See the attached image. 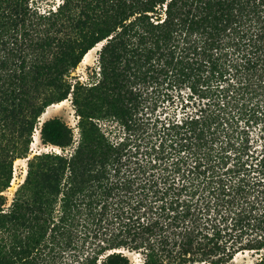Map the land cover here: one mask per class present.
I'll return each mask as SVG.
<instances>
[{"label":"trees","instance_id":"obj_1","mask_svg":"<svg viewBox=\"0 0 264 264\" xmlns=\"http://www.w3.org/2000/svg\"><path fill=\"white\" fill-rule=\"evenodd\" d=\"M22 10L25 23L43 18ZM51 13L50 37L63 25L68 50L54 54L60 69L37 72L35 80L64 91L39 107L45 91L20 85L17 109L35 123L71 93L82 131L69 154H42L54 162L33 181L29 169L12 208L0 210V264H131L122 249L138 253L141 264H225L245 251L252 264H264V0H63ZM80 26L98 37L77 50ZM30 29L12 49L23 61L45 50L50 35ZM99 42V80L66 83ZM195 95L201 99L193 108L169 125L162 120L146 144L150 156L170 141L166 170L178 172V181L149 179L151 159L132 160L123 171L121 148L92 121L105 108L127 122L162 96H176L185 108ZM236 115L262 123L252 141L246 130L235 134ZM50 124L53 136L70 131L60 120L44 121ZM228 158L234 163L225 168Z\"/></svg>","mask_w":264,"mask_h":264},{"label":"rangeland","instance_id":"obj_2","mask_svg":"<svg viewBox=\"0 0 264 264\" xmlns=\"http://www.w3.org/2000/svg\"><path fill=\"white\" fill-rule=\"evenodd\" d=\"M62 1L63 0H0V111L2 110L0 113V210L2 212H7L12 208V203L18 196L17 189L24 182L29 169L31 172L30 180L33 181L36 179V172L41 169L44 164L47 165L54 162L52 158H45L42 154L45 152L69 154V152L77 146L80 139L82 131L80 126L81 117L76 111L71 93L68 94V97L65 98L66 100L61 105L52 106V104L56 102L48 104L45 110L48 108L51 109V111L48 109L49 115L43 120H40L41 114L37 118L38 121L35 123L30 119L25 118L23 120L17 109L19 106L17 92L20 85H24L30 91H33L35 88L45 91V96H42L41 100H38L37 105L39 107L55 100L57 96L64 91V86H58L57 83L47 85L46 81L41 77L39 81L35 80L37 72L40 75H46L56 69H60L62 64H54V54L59 52L58 54L62 57L64 56V52L68 50V44L65 42L66 31L63 25L57 27L55 33L57 38L52 39V37H50L54 29V27H51L49 24L54 17L51 12L55 11L58 4ZM21 9H23L22 11L24 13L28 10V13H36L43 18L40 21L37 20V23H33V25L28 21L25 23V21H22V15L19 13ZM33 22H36V20ZM42 27H45V30L50 34L49 37L46 38L47 40L44 41L45 50L42 52L35 50L32 55L30 54L26 57L25 61L13 55L12 51L20 45L23 39L21 32L24 28H27L30 30V33L33 34V30L30 28ZM78 30L81 31L83 38L81 39L78 36L76 43L79 47H77V50L88 46L98 37V32L95 29L80 26ZM49 31H51V33ZM99 49L100 47H96L90 52L87 62H82V56L80 62H78L75 67L71 68L64 76L66 83L78 85L77 81H79L81 84L91 85L99 80ZM35 64H39L40 67H36ZM21 75H24V78H21ZM186 91V89L183 90L184 102H187ZM199 99L201 98H198L197 95L193 96L189 105L182 108L183 105L180 104L179 98L176 96L173 98L162 96L152 108L144 107L136 116L134 115L131 120L127 122L124 119H117L109 112L110 110L103 108L99 115L93 118L92 121L97 124L99 132L109 143L114 146L119 145L121 148L124 153L122 160L123 163H125L122 167L123 171L129 168V165L132 164V160L134 161L138 158L151 159V163L148 165V168H146V175L149 176V179H158L159 176H162V180L170 182L172 180L171 177L176 175L175 178L176 181H178L180 179L178 172L174 174L172 171L166 170V166L174 158L170 157L172 153H167V151H174L170 145L167 146L170 141L164 142L165 152L159 151L149 156L146 152V144L150 138L148 134L151 132L153 133L156 126L160 127L162 120L166 121L165 125H169L167 122L169 118H173L175 121L180 120L184 111L189 112L193 108L192 101H198ZM208 100L209 98H202V102ZM234 113L235 111H233L230 116ZM237 117L238 115L234 118L237 120ZM50 119L60 120L70 128V131L53 136V125H44V121ZM237 124H239V126L235 134L243 135V131L246 130L250 134L251 141L256 137V133L262 126L261 122H248L247 119L243 117L237 120ZM51 138L64 146L49 142ZM152 138L156 140L154 139L155 137ZM68 142L70 144H67ZM160 142L161 139L158 140L156 145H159ZM258 143L260 142H253V146ZM20 148H22L21 151ZM22 150L24 151L22 152ZM233 151L234 149L228 148L226 153L233 157ZM183 154L184 151L181 152V155ZM22 159H24V161ZM225 161H227V166H225V168L232 166L234 163L232 158H228ZM168 168H171V166H168ZM166 176H168L169 179H166ZM158 180L160 181V179ZM159 184L162 185L160 182ZM154 198H156V196ZM156 204L162 203L156 201ZM122 250L129 255L131 264H141V258L138 253L129 252L125 249ZM253 262L254 256H252L251 252L245 251L238 252L225 264H252Z\"/></svg>","mask_w":264,"mask_h":264},{"label":"bare ground","instance_id":"obj_3","mask_svg":"<svg viewBox=\"0 0 264 264\" xmlns=\"http://www.w3.org/2000/svg\"><path fill=\"white\" fill-rule=\"evenodd\" d=\"M101 45H103L102 42H99L97 43L96 46H93L92 48H90L84 55H83V58H82V62H87L88 58H89V55H90V52L94 49V48H99L101 47ZM92 54V53H91ZM81 64V63H80ZM66 99H63L61 101H58L56 103H53L52 106H58V105H61ZM50 106V105H49ZM51 107V106H50ZM52 108V107H51ZM59 108V107H58ZM49 109V108H48ZM48 109H46L44 112H42V115H41V120H43L44 118H46L48 115H49V111ZM54 109V108H52ZM51 111V109H49ZM55 110V109H54ZM53 111V110H52ZM57 111V110H56ZM51 114V113H50ZM36 134V133H35ZM39 136V135H38ZM37 150V149H35ZM43 151V150H42ZM29 155V154H28ZM30 156V155H29ZM18 160V159H17ZM24 161V159H22ZM23 175V174H22ZM208 264V263H206Z\"/></svg>","mask_w":264,"mask_h":264},{"label":"water","instance_id":"obj_4","mask_svg":"<svg viewBox=\"0 0 264 264\" xmlns=\"http://www.w3.org/2000/svg\"><path fill=\"white\" fill-rule=\"evenodd\" d=\"M40 120H41V116H40Z\"/></svg>","mask_w":264,"mask_h":264}]
</instances>
